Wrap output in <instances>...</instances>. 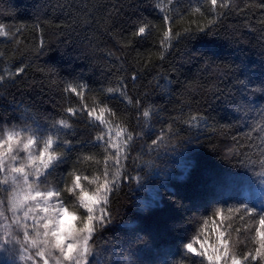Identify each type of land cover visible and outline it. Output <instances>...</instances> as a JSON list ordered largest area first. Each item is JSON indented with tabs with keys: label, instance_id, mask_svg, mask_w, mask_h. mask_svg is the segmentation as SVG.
<instances>
[{
	"label": "snow or ice",
	"instance_id": "1",
	"mask_svg": "<svg viewBox=\"0 0 264 264\" xmlns=\"http://www.w3.org/2000/svg\"><path fill=\"white\" fill-rule=\"evenodd\" d=\"M206 5L210 6L207 11ZM152 7L159 14L161 23L154 24L141 18L130 36L143 40L156 37V54L160 60L165 59L182 36L191 39L197 33L212 34L223 16L243 11V8L233 7L232 0H201L199 6L189 3L187 8L183 7L181 0H153ZM261 7L264 8V4ZM186 17L194 19L182 30L177 28L174 31V26ZM18 32V27L0 22V37L16 45L20 43ZM119 43L122 49L132 46V41L127 38H122ZM43 54L35 51L37 56ZM4 55L0 52V57ZM61 55L71 57L73 53L61 51ZM212 70L221 76L230 72L235 77V91L229 90L225 102L238 114L237 119L247 121L250 118L249 139L258 134V158L229 150L226 154L228 162L260 176L261 183H264V104L257 107L250 99L256 92L264 93V77L260 79L259 87H251L256 81L243 61L229 72L222 71L220 65ZM24 71L25 67L21 66L15 73L7 72L6 76L13 80ZM261 71L264 73V65H261ZM130 79L134 82L138 77L133 73ZM4 82L5 74H0V85ZM63 91L77 98L76 105L63 108L67 118L61 116L42 125L35 117L29 118L25 109L19 124L4 127L3 117H0V254L7 257L8 264H137L135 244L146 242L150 237L159 246L165 235L183 230L186 223L194 222L191 213L198 212L199 208L190 207L177 196V184L164 181L171 178L190 183L198 172L203 187L213 197L208 206L213 210L203 221L198 234L191 238L182 235L185 241L182 259H191L192 264H264V201L259 207L245 201H239L237 206L229 203L232 196L224 199L223 183L211 171L201 169L200 162L190 155L193 149H197L193 147V141L182 140L172 124L152 138V121L159 115L153 104L139 97L133 100L122 79L115 86L103 89L100 93L103 98L92 97L91 106L85 102L87 86L80 80L64 82ZM107 97H118L136 109V128L130 130L128 121L118 117L116 110L109 106ZM78 116H84L94 130L91 147L100 151L81 154L71 169L64 170L66 174H60L72 153L79 151L62 132L71 129L69 120ZM174 119L199 127L203 117L190 114L187 119ZM146 135L151 143L144 148V154L156 155L159 163L148 160L142 166H136L142 156L138 153L132 157L136 150L134 145L143 141ZM81 162L94 165L92 171L86 172L80 167ZM177 168L182 175L174 174ZM148 177L163 178L160 190L169 193V199L165 201L157 195L152 201L137 202L136 208L156 210L152 213L155 216L171 203L180 213L165 223L162 234L160 229L149 226L144 217H140L143 222L139 225L120 223L124 206L120 204L119 193L132 185L141 188L142 181ZM221 204L224 207H220ZM209 221L215 226V240L211 244L206 237L201 238ZM114 229L123 232V246L107 238ZM241 243L243 249L238 247Z\"/></svg>",
	"mask_w": 264,
	"mask_h": 264
},
{
	"label": "trees",
	"instance_id": "2",
	"mask_svg": "<svg viewBox=\"0 0 264 264\" xmlns=\"http://www.w3.org/2000/svg\"><path fill=\"white\" fill-rule=\"evenodd\" d=\"M181 2L187 8L189 3L199 6L201 0ZM152 3L153 0H0V22L18 27L20 41L16 45L0 37V52L5 54L0 57V74H5V82L0 85V117H3L4 127L19 124L25 109L29 118L35 117L42 125L61 116L67 118L63 108L76 105L77 98L64 93L66 81L78 79L85 84L88 89L85 102L91 106L92 97L103 98L100 96L102 90L115 86L122 79L133 100L139 97L158 110L159 115L152 121V138L172 124L182 140L193 141V147L197 149H193L190 155L200 162L201 169L211 171L223 183L224 199L232 196L230 204L239 206V201H245L259 207L264 201V183H261L260 176L235 167L226 156L231 150L258 158V134L248 138L250 118L247 121L237 119L238 114L224 98L229 90L235 91V77L229 70L238 67L241 61L248 65L251 78L256 81L251 87H259V81L264 77L261 71V65H264V8L261 5L264 0H232L233 7L243 8V11L223 16L212 34L197 33L191 39L182 36L164 60L156 54V37L143 40L130 36L141 18L154 24L161 23ZM209 7L206 5L205 11ZM193 19L186 17L173 30H182ZM122 38L131 40L132 46L122 49L119 43ZM36 50L44 54L37 56ZM61 51L73 55L67 57L61 55ZM216 65L229 75L221 76L218 71H213ZM21 66L25 67L24 73L9 80L6 73H15ZM53 68L56 71L50 72L49 69ZM133 73L138 77L134 82L130 79ZM107 99L118 117L128 121L130 130L137 127L135 108L118 97ZM250 99L258 107L264 104V93L256 92ZM190 114L203 117L199 127L174 119H187ZM69 123L72 128L62 130L66 134L64 138L73 141L79 151L72 153L60 174H66L64 170L71 169L81 154L100 151L91 147L95 132L84 116L71 118ZM150 143L147 135L143 141L135 143L132 157L138 153L142 156L136 166H142L148 160L159 163L156 155L144 154V148ZM80 167L91 172L94 165L81 162ZM174 174L182 175L178 168L174 169ZM161 179L148 177L142 181L141 188L132 185L119 193L120 204L124 206L121 224L139 225L143 222L140 217H144L149 226L160 229L162 234L165 223L180 215L171 203L155 216L152 213L156 210L136 208L137 202L152 201L157 195L168 201L169 193L160 190ZM164 182L177 184V196L199 211L191 213L194 222L186 223L183 230L165 235L159 246L150 237L146 242L135 244L137 264H192L191 259H182V244L185 242L182 235L191 238L200 232L203 221L213 210L208 207L213 197L203 187L199 172L190 183L171 178ZM184 215L187 217L188 213ZM214 227L209 221L201 237H206L209 244L215 240ZM107 238L121 246L125 242L123 232L116 229L109 232ZM233 239H237L235 234ZM238 247L243 249L244 244ZM0 264H8L7 257L2 254Z\"/></svg>",
	"mask_w": 264,
	"mask_h": 264
},
{
	"label": "rangeland",
	"instance_id": "3",
	"mask_svg": "<svg viewBox=\"0 0 264 264\" xmlns=\"http://www.w3.org/2000/svg\"><path fill=\"white\" fill-rule=\"evenodd\" d=\"M144 57V55H142Z\"/></svg>",
	"mask_w": 264,
	"mask_h": 264
}]
</instances>
